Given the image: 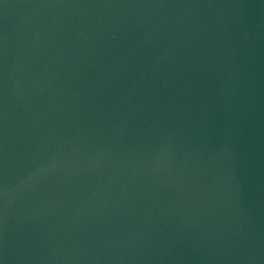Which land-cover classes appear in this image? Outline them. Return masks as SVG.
Here are the masks:
<instances>
[{"label": "water", "instance_id": "95a60500", "mask_svg": "<svg viewBox=\"0 0 264 264\" xmlns=\"http://www.w3.org/2000/svg\"><path fill=\"white\" fill-rule=\"evenodd\" d=\"M0 264H264V0H0Z\"/></svg>", "mask_w": 264, "mask_h": 264}]
</instances>
